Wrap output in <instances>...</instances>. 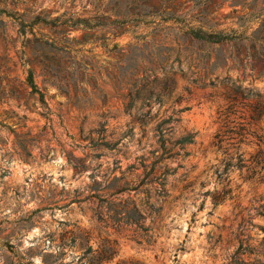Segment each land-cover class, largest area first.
I'll return each instance as SVG.
<instances>
[{
    "label": "rangeland",
    "instance_id": "374dc122",
    "mask_svg": "<svg viewBox=\"0 0 264 264\" xmlns=\"http://www.w3.org/2000/svg\"><path fill=\"white\" fill-rule=\"evenodd\" d=\"M262 107L264 0H0V264H264Z\"/></svg>",
    "mask_w": 264,
    "mask_h": 264
},
{
    "label": "trees",
    "instance_id": "16d2710c",
    "mask_svg": "<svg viewBox=\"0 0 264 264\" xmlns=\"http://www.w3.org/2000/svg\"><path fill=\"white\" fill-rule=\"evenodd\" d=\"M193 37L196 38H200V39H206L204 38V35L201 34L200 31H195L193 33ZM222 38L219 37L217 38V40L214 41H221ZM28 84L29 86L32 88V90L34 92H38V90L36 89L33 81H32V75L29 72L28 74ZM257 115H260L263 111H264V107L256 110ZM169 120H164L162 121V123L158 124L156 127V132H157V142L159 144L158 148L150 150V163L146 164L144 161L145 159H141V161L139 162V167H141L142 169V174L141 175H134L133 176V181H135L137 183V186H146L148 189L153 191V194L156 196H165L166 192H165V185H166V178L167 175L170 174V170L169 169H164L163 171H161L160 173L157 172V170H159L161 168V162L163 159H166L170 156H172L173 154H170V156H162L161 154H157V151H159V149H162V151L164 153L171 151L175 146H178L180 149H184L185 144H189L193 142V135L192 134H187L183 137H180L174 141H171L170 136L166 137L165 134L166 133H170L172 130V126H167L165 128V132H163V128L161 127L162 124L168 123ZM167 143L170 144V146H167ZM187 153H183V155H186ZM175 155H179V152H175ZM134 168V167H133ZM172 173V172H171ZM137 188V187H136ZM146 192H148V190H146ZM215 199H218V196L214 197ZM145 212H146V216H150L153 211H156L157 209L154 208L153 204H151L148 200V193L146 196V201H145ZM136 210V208H134ZM142 219L145 218L144 215H142L141 217ZM143 221V220H142ZM147 228H145L144 230H146Z\"/></svg>",
    "mask_w": 264,
    "mask_h": 264
}]
</instances>
